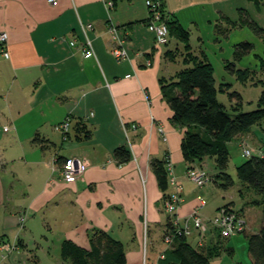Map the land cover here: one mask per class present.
I'll use <instances>...</instances> for the list:
<instances>
[{
    "label": "crops",
    "instance_id": "0c3cea01",
    "mask_svg": "<svg viewBox=\"0 0 264 264\" xmlns=\"http://www.w3.org/2000/svg\"><path fill=\"white\" fill-rule=\"evenodd\" d=\"M259 7L251 0H164L169 16H177L184 27L198 28V49L202 48L200 28L204 23L209 27L215 20H238L240 8L251 17V8L264 13V6ZM149 16L146 0H58L55 4L49 0H0V30L8 34L9 51L5 56L0 45V199L6 188L3 179L8 178L5 167L21 179L20 169L34 166L38 176L25 174L28 191L22 200L17 197L21 200L17 204L44 208L50 203L60 207L66 201L81 212L99 202L98 184H113L111 180L127 175L128 165L150 172L154 157L171 162L180 189L187 177L186 166L177 171L176 164L184 161V130L171 121L173 111L161 88V78H167L174 62L166 56L171 41L156 42L147 24ZM252 18L259 21L254 14ZM90 22L93 27L87 29ZM111 26L116 32L110 31ZM73 38L78 41L75 46L70 44ZM87 38L94 47L90 57L84 56L80 45ZM118 44L127 50L126 58L118 59L112 53ZM67 118L70 124L63 134L54 125ZM87 131L90 136H84ZM36 136L41 140L34 141ZM241 137L251 142L257 133L251 128ZM120 145L131 148L129 164L118 162L113 155ZM71 158L82 159L86 169L93 167L78 182L64 180L58 171ZM200 199L182 197L176 211L181 220L187 219ZM237 202H241L239 196L224 192L205 202L203 213L212 216L224 206H232L245 214L248 231L251 219L245 211L249 210L238 207ZM256 210L260 220L261 208ZM31 221L34 233L37 228L34 219ZM43 225L40 222V228H53L46 220ZM256 225L251 229L256 231ZM24 228L17 210L5 211L0 218V264L70 263L61 256L65 237L60 239L59 252L53 253L48 237L36 244L29 239V231L20 235ZM88 236L85 243H78L89 246ZM5 243L11 246H3Z\"/></svg>",
    "mask_w": 264,
    "mask_h": 264
},
{
    "label": "trees",
    "instance_id": "16d2710c",
    "mask_svg": "<svg viewBox=\"0 0 264 264\" xmlns=\"http://www.w3.org/2000/svg\"><path fill=\"white\" fill-rule=\"evenodd\" d=\"M257 5L264 4V0H251ZM164 8V0H161ZM240 18H227L225 24H214L215 32L229 37L230 31L237 26H249L261 36H264V27L253 19L245 8H240ZM164 16L169 28V41L176 38L183 43V51L169 48L166 51L168 59L175 61L181 55L183 67L167 78H161V88L167 102L173 111L171 121L184 130L181 149L189 167L196 164V159L206 156L212 157L214 168L204 169L215 185L227 189L235 185L236 179L227 171L231 158L228 143L249 131L252 126L264 128V59L256 63V67H238L236 61L254 50L252 41H239L234 44V60L225 59L226 67L244 84L261 83L263 90L258 99V107L250 111H241L245 102L242 93L236 89L230 90L232 83L221 82L216 84L214 65L203 48H194L191 43L190 31L182 25L177 16H169L165 9ZM217 39H219L217 37ZM168 41V43H169ZM167 43V44H168ZM258 72L260 74H258ZM226 91L230 101L229 108L218 99V92ZM84 136H90L87 131ZM82 136V138H85ZM34 141L41 138L35 137ZM248 143L256 149L250 156H245L237 166L239 188L238 196L248 203H255L261 208L259 227L252 233L245 232L249 252L254 264H264V147L253 145L247 138L241 137V143ZM118 162L131 159V150L126 145L117 146L113 151ZM168 160L154 157L151 167L159 186L164 192V199L169 194ZM200 167L203 166L200 164ZM225 209H234L224 206ZM241 213L240 210H237ZM181 220V219H180ZM164 240L169 247L163 250L158 257V264H212L220 257L223 251H233L234 247L226 243L230 236H222L219 230L212 229L204 240L197 245L189 242L186 226L176 222V216L169 212L164 228ZM61 256L72 264H127V254L122 240L103 229H96L89 236V246H83L71 238L64 239L61 244Z\"/></svg>",
    "mask_w": 264,
    "mask_h": 264
},
{
    "label": "rangeland",
    "instance_id": "374dc122",
    "mask_svg": "<svg viewBox=\"0 0 264 264\" xmlns=\"http://www.w3.org/2000/svg\"><path fill=\"white\" fill-rule=\"evenodd\" d=\"M258 6H260V9H263L262 6H264V4L262 3ZM251 10L254 16L259 20L258 23L264 27V13L258 14L254 8H251ZM217 22L225 24L226 21L215 20L211 26L208 27L207 23H204L203 27L200 28L202 31L201 35L204 38L201 45L214 65L216 84L219 86L221 82L232 83L230 90L236 89L240 91L245 98L241 111L253 110L258 107V99L263 90L262 84H252L251 82L244 84L238 81L236 76L225 66V59L234 60L233 49L235 43L245 40L252 41L254 43V50L244 55L241 60L236 61V65L238 67H256V63H258L261 58L264 59V36H261L249 26L235 27L230 31L229 37L220 34L217 35L214 30V24ZM186 28L190 31L191 43L194 48L199 47L197 46L200 44L197 42L198 33L196 30L198 28H191L189 26H186ZM217 37L219 39H217ZM176 47L183 51V43L173 38L167 48ZM182 67V58L181 55L178 54L177 59L171 63L170 72H167L166 82H169L172 78L171 76H174L176 71ZM258 74L260 73L258 72ZM218 99L229 108L230 101L226 91H219ZM252 129L256 131L257 137L252 139L251 142L257 147L260 144L264 147V144L261 143V141H264V128L262 129V127L254 125ZM239 139L240 138H234L228 143L231 158L227 171L236 179L235 185L220 191L212 181H208L198 188L189 177H184L185 182L183 185H180V191H182V197H184V199L187 200L193 197H200L205 202H208L224 192L238 196L237 189L239 188V179L237 175V166L246 156L241 146L238 144ZM129 149L131 150L130 147ZM129 162L128 160L122 164H129ZM195 162V167H199L201 164L203 169L206 170L214 168V160L209 156L196 159ZM176 164L179 168L177 171L183 169L184 165L186 166V170L189 168L185 159L183 163L178 162ZM1 168L0 172L3 173ZM4 169L8 172L6 175L8 178L3 179L6 188L1 192L0 218L5 214V211L7 214H11L14 210H17L18 218L20 217V225L25 226L20 235L22 236L29 231V239L32 241L36 240V244L39 243L38 241H42L43 243L46 237H48L50 241H52L51 251L53 253L59 252L60 239L64 237L65 239L74 237L77 243L83 244L85 243V237H87V235L90 236L96 229L107 230L113 236L120 238L124 242L127 264H158L157 259L160 253H163V250L169 247L163 236L169 212L162 205V196L164 192L160 188L153 170L148 172V170L142 168V166L137 170L135 166L128 165L126 171L127 175H122L120 178L111 180L113 184L107 182L98 184L96 189L100 193L99 202L96 203L95 201L91 207H87L84 210L80 209L81 212H79L70 207L66 201L61 202L60 207H53L57 203H50L49 206H45L44 208L39 204H31L29 207L27 202L17 204L16 201L21 202L22 197L25 196L28 191V184L25 180L27 176H25V174L27 175L29 173L31 177H36L38 176L39 169L34 166H26L20 169L21 179H19V177L14 178V175L9 174L12 171L10 168L5 167ZM91 169H93V167L86 169L85 172ZM141 171L144 174L143 178L141 176ZM170 177L171 175H169V178ZM1 180L2 178L0 176V183ZM12 183H14L13 187L11 186ZM174 190L175 186L169 180V186L166 192L172 193ZM63 191L66 192L67 189H63ZM17 197H20L21 200H16ZM28 200H30V198H28ZM241 202L242 204H240ZM241 202H237L236 205L238 207L244 206V209L248 208L247 210L249 211L245 212L249 220L251 219V224L248 226L247 232L252 233L254 230L251 229V227L253 228L255 223H258L255 229H258L259 226V220H257L259 215L256 210L259 206L255 203H248L245 200H241ZM249 207L251 208L249 209ZM219 211H221V209ZM22 216L24 220L21 219ZM243 217H245V214H243ZM33 219V223L37 229L34 233H31V227L29 226H31L30 222H32L31 220ZM45 220L49 221L53 228H40V222L42 227H44L43 221ZM75 222L77 224L76 228L74 227ZM181 222L182 225L186 226L189 242L194 245H197V242L201 243L200 240H198V230L193 227L191 215L189 214L187 219H183ZM245 234V232H234L227 240H224L226 243H230L234 249L231 252L223 251L220 257L212 261V264H254ZM203 242L210 245L208 244L210 241L207 242V240H203ZM144 256L146 258H144ZM66 264H71V262Z\"/></svg>",
    "mask_w": 264,
    "mask_h": 264
},
{
    "label": "built area",
    "instance_id": "2783aa9c",
    "mask_svg": "<svg viewBox=\"0 0 264 264\" xmlns=\"http://www.w3.org/2000/svg\"><path fill=\"white\" fill-rule=\"evenodd\" d=\"M51 3H57L58 0H49ZM146 4L149 8L150 16L147 21L148 27L155 33V40L158 44H167L169 41V28L164 16V8L161 0H146ZM87 29H92L93 24L87 23L85 26ZM111 32H116V28L111 26ZM8 40V34L6 31L0 30V45L2 46V52L5 56H9V51L7 50L6 44ZM78 43L76 38H73L70 41L71 45H76ZM81 48L85 57H90L94 54L93 42L91 39L87 38L85 41L81 42ZM112 53L116 58H126L127 50L121 45H115L112 48ZM150 61H148V64ZM127 76H130L128 74ZM70 121L65 119L54 125L55 129L60 130L63 134H66L68 131ZM135 126V125H134ZM242 151L245 155L250 156L255 151V147L248 143H241ZM57 161V158H54ZM196 165V164H195ZM189 167L187 169V177H189L198 188L203 186L209 181V177L205 170L202 167ZM167 168L169 175H171V182L175 186V190L172 193H169L164 199V208L171 214L176 216V222L180 224V216L176 214L178 207L182 201V193L178 187L177 179L173 175L172 164L171 162L167 163ZM193 168V169H191ZM86 170V163L79 158H71L65 160L61 167L58 168L60 177L66 181L78 182L80 181ZM205 207V202L203 199H200L198 205H196L193 211L190 213L191 221L193 227L198 230L199 240L202 242L205 237L210 233L214 228L219 230L222 236H230L234 232H242L246 229V220L244 219L242 213L237 210L225 209L217 212L212 216H205L203 209ZM24 220V217H21ZM22 226V225H21ZM11 246L8 243H5L3 246Z\"/></svg>",
    "mask_w": 264,
    "mask_h": 264
}]
</instances>
